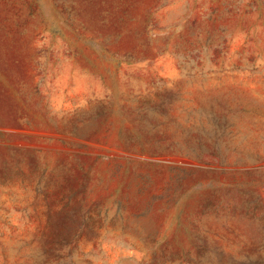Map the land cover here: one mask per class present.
<instances>
[{"label":"rangeland","instance_id":"rangeland-1","mask_svg":"<svg viewBox=\"0 0 264 264\" xmlns=\"http://www.w3.org/2000/svg\"><path fill=\"white\" fill-rule=\"evenodd\" d=\"M0 264H264V0H0Z\"/></svg>","mask_w":264,"mask_h":264}]
</instances>
